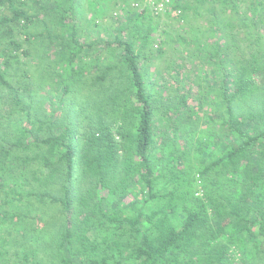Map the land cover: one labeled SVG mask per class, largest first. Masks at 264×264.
<instances>
[{
	"label": "trees",
	"instance_id": "trees-1",
	"mask_svg": "<svg viewBox=\"0 0 264 264\" xmlns=\"http://www.w3.org/2000/svg\"><path fill=\"white\" fill-rule=\"evenodd\" d=\"M256 245L264 0H0V264Z\"/></svg>",
	"mask_w": 264,
	"mask_h": 264
},
{
	"label": "rangeland",
	"instance_id": "rangeland-1",
	"mask_svg": "<svg viewBox=\"0 0 264 264\" xmlns=\"http://www.w3.org/2000/svg\"><path fill=\"white\" fill-rule=\"evenodd\" d=\"M90 29H91V27H90ZM165 55L163 56V57H160V58H157L158 60L160 59V61H158V63L160 64V68H163L164 67V65H165V58H167V59H171V58H173V57H171V55H172V53H173V51H172V49H171V47H169V46H166L165 47ZM24 60V59H23ZM169 72V71H168ZM192 71H190V72H188L187 74H190ZM170 74H167V73H165L164 74V77L166 78V80H167V78H173L172 77V72H169ZM174 74V73H173ZM170 75V76H169ZM173 80V82H174V79H172ZM192 91H195L196 90V87H193L192 89H191ZM238 253H240V252H237L236 254H235V256L233 257L234 258V264H264V248H262V249H258V245H256L251 251H250V253H249V257L247 258V257H244V256H242V255H240V254H238ZM245 260L247 261V262H245ZM237 262V263H236Z\"/></svg>",
	"mask_w": 264,
	"mask_h": 264
},
{
	"label": "built area",
	"instance_id": "built-area-1",
	"mask_svg": "<svg viewBox=\"0 0 264 264\" xmlns=\"http://www.w3.org/2000/svg\"><path fill=\"white\" fill-rule=\"evenodd\" d=\"M158 6H160V5H158Z\"/></svg>",
	"mask_w": 264,
	"mask_h": 264
}]
</instances>
